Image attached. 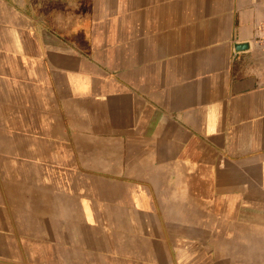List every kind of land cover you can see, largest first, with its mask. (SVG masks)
Instances as JSON below:
<instances>
[{
    "label": "crops",
    "instance_id": "1",
    "mask_svg": "<svg viewBox=\"0 0 264 264\" xmlns=\"http://www.w3.org/2000/svg\"><path fill=\"white\" fill-rule=\"evenodd\" d=\"M263 12L0 0V264L264 252Z\"/></svg>",
    "mask_w": 264,
    "mask_h": 264
},
{
    "label": "built area",
    "instance_id": "2",
    "mask_svg": "<svg viewBox=\"0 0 264 264\" xmlns=\"http://www.w3.org/2000/svg\"><path fill=\"white\" fill-rule=\"evenodd\" d=\"M253 42L264 52V12L255 22Z\"/></svg>",
    "mask_w": 264,
    "mask_h": 264
},
{
    "label": "rangeland",
    "instance_id": "3",
    "mask_svg": "<svg viewBox=\"0 0 264 264\" xmlns=\"http://www.w3.org/2000/svg\"><path fill=\"white\" fill-rule=\"evenodd\" d=\"M256 245H257V242H256ZM263 251H264V247H263ZM249 253H250L248 256L249 264H264V253L263 252H261V251H249ZM244 258L245 257L242 256L240 259L243 260Z\"/></svg>",
    "mask_w": 264,
    "mask_h": 264
},
{
    "label": "water",
    "instance_id": "4",
    "mask_svg": "<svg viewBox=\"0 0 264 264\" xmlns=\"http://www.w3.org/2000/svg\"><path fill=\"white\" fill-rule=\"evenodd\" d=\"M248 45L247 44H242L241 47L246 48Z\"/></svg>",
    "mask_w": 264,
    "mask_h": 264
},
{
    "label": "bare ground",
    "instance_id": "5",
    "mask_svg": "<svg viewBox=\"0 0 264 264\" xmlns=\"http://www.w3.org/2000/svg\"><path fill=\"white\" fill-rule=\"evenodd\" d=\"M264 253V252H263Z\"/></svg>",
    "mask_w": 264,
    "mask_h": 264
}]
</instances>
